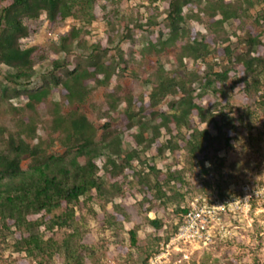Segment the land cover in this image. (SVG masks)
I'll list each match as a JSON object with an SVG mask.
<instances>
[{
    "label": "trees",
    "instance_id": "obj_1",
    "mask_svg": "<svg viewBox=\"0 0 264 264\" xmlns=\"http://www.w3.org/2000/svg\"><path fill=\"white\" fill-rule=\"evenodd\" d=\"M190 1H166L167 24L158 29V35L161 36L166 28L169 33L165 41L158 39L157 43L174 45L179 42L178 30L184 20L182 8ZM83 2L92 7L96 1ZM76 6L78 0H0V63L15 69L7 74L8 81L15 85H0V97L7 102L23 90L22 96L26 99L20 107L9 103L13 111L12 126L0 125V251L9 248L17 253L7 260L8 264H29V260L33 264H100L102 256L108 254L94 242L83 241L88 231L86 217L108 225L127 218L122 204L113 200L130 194L123 185L126 177L132 176L140 184L138 204L145 212L148 226L155 230H161L167 221L156 212L174 202L176 196L179 198L170 207L172 216L176 217L171 233L157 237L152 251L142 249L145 255L139 264H148L160 242L168 240L184 222L188 206V201L183 203L185 195L181 192L186 183L184 171L187 168L193 171L198 166L203 173L213 172L223 165L222 157L218 156L220 145L233 146L238 126L250 135L256 119L255 109L264 104V31L263 37L248 31L241 39L244 51L234 54L228 45L225 46L223 54L227 65L219 70L207 65L202 71L170 75L160 67L154 77L144 80L152 85L146 101L131 93L117 92L119 85L105 93L101 104L106 117L110 118L109 112L115 110L119 102H125L121 114L123 127L117 130L110 119L100 126L95 125L83 108L91 92L90 81L105 86L113 75L118 76V72L126 70L121 57L106 59L109 50L102 42L93 43L89 52L78 57L72 67L64 60H53L48 75L43 76V83L35 89H26L21 81H28L30 77L34 50L32 46H22V41L35 29L24 20H36L42 13L49 22L62 20L73 14ZM205 12L212 20L205 27L210 32L215 24L221 27L229 18L240 20L241 16L240 8L225 0H212ZM258 20L264 26V10L259 13ZM182 30L187 34L182 35L184 40L179 42V63L182 64L185 56L194 60L204 58L212 39L208 35L198 39L191 36L193 30ZM77 33L72 28L61 35L58 49L70 52L71 40ZM123 38L127 39L128 35ZM149 47L156 48V44L151 41ZM196 81L198 84L194 86ZM18 85L22 89H18ZM57 86H60L61 101L51 103L47 110L48 134L42 138L36 133L37 109L41 104L46 105L51 87ZM167 98L166 109L160 108ZM240 99L246 106L243 114H239L236 106ZM63 105L70 109L62 111ZM194 117L198 118L197 122L210 126L215 134L212 135L207 127L199 128ZM126 132L134 144L128 151H124L121 139V134ZM152 146L157 155H172L173 163L165 172L149 162L150 158L140 159L139 154ZM102 155H105L101 165L103 174L99 175L96 159ZM25 158L29 162L23 167L21 163ZM133 160L138 161L139 169L133 165ZM205 161L210 163L209 168L203 167ZM178 164H181L179 168ZM221 174L220 181L204 183L218 198L229 194H226L227 184L222 181ZM166 188L171 189L170 194ZM196 195L205 196L204 193ZM92 199L99 202L102 211L97 213L87 207V215H84L83 207ZM107 202L111 203L110 211L105 210ZM43 232L48 235L44 237ZM136 232L137 226H134L128 234L131 246L138 248ZM218 240L223 239L216 238L212 243ZM173 261L187 264L177 251L169 255L168 264ZM200 264L213 263L202 259Z\"/></svg>",
    "mask_w": 264,
    "mask_h": 264
},
{
    "label": "rangeland",
    "instance_id": "obj_2",
    "mask_svg": "<svg viewBox=\"0 0 264 264\" xmlns=\"http://www.w3.org/2000/svg\"><path fill=\"white\" fill-rule=\"evenodd\" d=\"M83 1L78 0V6L74 7L73 14L62 20L49 22L44 13L36 20H24V22L34 26L35 29L22 41V46H32L34 50L31 54L32 70L30 77L28 81H21H24L26 89H35L43 83V76L48 75L53 60H64L69 64V67H72V63L77 61L78 57L85 56L89 52L93 43L102 42L109 50L106 59L111 56L121 57L126 64V70L118 72V76L113 75L108 85H98L93 81L88 84L91 92L87 96L83 108L89 119L97 126L110 119L113 128L122 130L123 117L121 114L125 109V102H119L115 110L109 112L110 118L106 117L101 104L104 94L115 90L117 85L120 86L117 92L121 94L131 93L137 99L141 97L146 101L152 85L150 82H144V80L154 77L160 67L170 75L202 71L207 65L212 66L214 70H219L227 65L226 56L223 54L225 46L228 45L236 54L238 51L245 50V45L241 39L247 36L248 31L263 37L264 26L258 20V15L264 10V1L225 0L230 2L233 7L240 8V20L229 18L223 22L221 27L215 24L211 28L213 31L210 32L205 27L206 24L212 23V20L205 10L212 0H191L182 8L184 20L180 24L182 28L178 30L179 42L183 41L184 38L182 37L187 34V32L183 34L182 29L193 30L191 36L198 39L201 35H208L209 39L212 40L209 41V52L204 58L194 60L185 56L182 59V64H180L177 60L181 52L179 42L174 45H162L160 43L168 37V28L164 30L161 36L158 35V29L167 24L165 19L167 0H95L96 2L92 7L85 6ZM72 28L78 33L76 38L71 40L72 49L66 53L58 49L57 43L59 37ZM150 33L153 34L150 35ZM123 35H128V38L122 39ZM158 39H160L159 43H157ZM151 41L156 44V48L149 47ZM77 44H80L81 47ZM14 71L13 67L0 63V85H15L7 78V74ZM262 78H264V73H262ZM197 84V81L193 83L194 86ZM17 87L22 89L19 85ZM22 93L10 97L7 102H4L0 97V125L12 126L13 111L10 109V105L20 107L26 100ZM168 99L162 101L159 107L166 109ZM59 101H61L60 86L51 87L46 105L41 104L37 109L39 125L36 133L42 138H46L48 134L46 129L49 119L47 110L51 107V103ZM89 104L93 107H90ZM236 106L240 109L239 114H243L246 108L244 100H237ZM69 109L68 105L62 106V111ZM135 109H137L136 106ZM232 113L234 112L232 111ZM255 113L256 119L251 132H249L250 135L247 136L248 131L244 130L242 126H238V135L233 146L225 148L224 145H220L218 156L223 159L221 167L209 173H203L198 166H195L193 171L189 168L184 171L186 183L181 190L185 195L183 203L199 193H204L205 196H214L204 183L205 181H220L219 175L221 173L223 175L222 181L227 184L226 194L229 193L228 196L238 195L239 189L243 185L254 189L256 187L264 188V104L259 105L255 109ZM231 115L234 116L235 114ZM147 118L148 116H145V119ZM197 121L198 118L194 117V122L199 128L207 127L212 135L215 134L210 126ZM121 139L124 151L130 150L134 146L127 137V132L121 134ZM163 139L165 137H162ZM35 141L36 139L33 140V142ZM180 154L181 159H183V151ZM139 156L140 159L150 158L149 162L155 163L156 167L163 172L173 163L171 154L157 155L153 146L141 152ZM104 159L105 155L96 159L99 175L103 174L101 165ZM28 162V158H25L21 165L25 167ZM132 163L136 169L140 168L137 160H133ZM180 165L178 164L176 167L179 168ZM203 167L209 168L210 163L205 161ZM125 181L124 189L129 190L130 194L120 199L116 198L113 202L122 204L123 211L127 212V218L117 223L110 222L108 225L99 223L95 218L86 217L88 231L84 235L83 241L87 244L94 242L97 247L100 246L98 248L108 254L106 257L102 256L100 264H139L140 258L145 255L142 249L148 252L152 251L157 245L156 238L170 234L171 226L176 222V217L172 216L170 207L174 206L175 201H179L177 196L174 202L168 203L166 207L156 212L158 217L167 219V221L161 230H155L148 226L145 212L138 204V199L141 198L140 184L132 176L126 177ZM169 189L166 188L167 194H170L171 189ZM156 203L159 204V200ZM87 207H91L97 213L102 211L99 202L95 199L87 202L86 206L83 207L84 215H87ZM105 210H111L110 202L105 204ZM225 223L227 234L223 237H217L223 240L194 250L185 259L187 264H200L202 259L213 264H264V197L251 200L248 211L226 217ZM134 226H137L138 248L132 247L129 242L128 231ZM42 234L46 237L48 232ZM7 240L10 241L11 237L8 236ZM16 255L17 253L11 252L9 248L0 251V264H8L7 260ZM111 255L115 256L111 258ZM12 264L16 263L13 262ZM29 264H33V262L29 260ZM162 264H168V260ZM170 264L179 263L173 261Z\"/></svg>",
    "mask_w": 264,
    "mask_h": 264
},
{
    "label": "built area",
    "instance_id": "obj_3",
    "mask_svg": "<svg viewBox=\"0 0 264 264\" xmlns=\"http://www.w3.org/2000/svg\"><path fill=\"white\" fill-rule=\"evenodd\" d=\"M238 195L224 198L196 195L188 201L184 222L168 240L160 242L158 251L148 264H162L172 251L180 252L183 259L200 248L211 244L215 238L227 234L225 218L248 211L250 201L264 197V188L241 186Z\"/></svg>",
    "mask_w": 264,
    "mask_h": 264
}]
</instances>
